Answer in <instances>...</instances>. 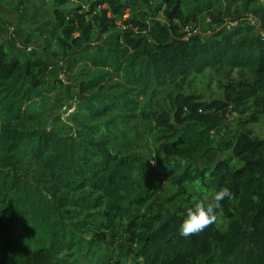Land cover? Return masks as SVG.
I'll list each match as a JSON object with an SVG mask.
<instances>
[{
	"label": "trees",
	"instance_id": "obj_1",
	"mask_svg": "<svg viewBox=\"0 0 264 264\" xmlns=\"http://www.w3.org/2000/svg\"><path fill=\"white\" fill-rule=\"evenodd\" d=\"M137 2L144 4L145 19L136 13ZM129 8L133 13L126 18ZM56 9L54 22L42 31L47 45L57 42L65 56L80 51L71 63L85 60L88 65L79 81L83 112L103 118H82L67 135L22 126L23 107L40 97L49 63L35 51L8 56L0 44V102L10 117L0 126V264H264V135L243 131L224 142L239 165L228 157L204 167L194 163L195 155L213 144L212 132H221L233 112H249L250 121L264 114V0H93L91 19L87 13L71 16ZM204 15L216 25L208 36L182 30ZM100 33L106 35L100 44L84 48ZM223 67L240 69L239 78L222 82L223 97L204 99L176 83L166 94L170 108L159 104L153 109L149 100L141 104L131 88L105 86L113 76H122L147 91L152 84L185 82L191 73ZM117 108L140 111L162 127L165 137L179 136L161 143L155 163L140 152L115 151L106 134L122 116L113 112ZM25 147L42 160L46 183L20 173ZM170 163L178 168L170 177L175 190L161 200L157 179ZM191 185L207 193L228 187L232 198L221 201L212 225L184 237L179 229L186 209L203 199L191 192ZM181 197L188 207L165 210L167 202ZM104 202L124 219L123 204L150 203L145 213L115 230L84 237L82 222ZM101 242L107 253L98 262L93 253Z\"/></svg>",
	"mask_w": 264,
	"mask_h": 264
},
{
	"label": "rangeland",
	"instance_id": "obj_2",
	"mask_svg": "<svg viewBox=\"0 0 264 264\" xmlns=\"http://www.w3.org/2000/svg\"><path fill=\"white\" fill-rule=\"evenodd\" d=\"M93 0H66L61 3L59 0H0V44L8 51V56L12 54H23L27 51H35L44 57L49 63V69L44 73L45 85L41 95L23 107V111L18 122L27 128L47 127L55 129L59 134H71L77 128V122L84 118L93 122L102 120V118H91L83 112V105L80 101L79 81L82 79V73L88 68L87 62L80 61L71 63L72 56L77 55L80 51L76 50L71 55L65 56L63 48L57 42L47 45L45 40L47 34L42 33L49 25L54 22L56 17V8H63L71 16L76 13H87L88 19L93 18L95 11L89 13ZM136 13L142 19L148 15L144 4L143 6L137 2ZM131 8L127 10L125 17L132 15ZM163 19L164 16L160 14ZM207 15L201 16L197 23L192 24L189 30L185 27L183 31L190 33H199L202 36H208L216 25L210 22ZM119 28H123L119 21ZM40 27L39 32L35 33V28ZM105 34H98L92 43L84 46V48L93 47L100 44ZM239 68L222 69L207 68L202 73H191L187 76L185 82L180 78L176 82H163L161 85L152 84L151 88L145 91L137 83L127 80L122 76H113L107 81L105 86L114 85L116 89L131 88V94L137 95L141 104L149 100L153 109L157 105H165L170 108V103L166 94L177 88L176 83L181 85V89L186 92L195 93L204 99L221 98L224 96L221 84L228 78H239ZM157 103V104H156ZM155 104V105H154ZM119 111L121 117L114 119L111 124V130L106 134L109 145L113 150L135 151L145 154L155 163V157L159 153L161 143L165 140H177L179 133L165 137L162 127L157 125L153 119H145L140 111H127L126 109L117 108L113 112ZM248 114V115H247ZM243 115L233 112L230 115L226 126L221 132H212L213 144L209 149L195 155L194 163L196 166L204 167L212 165L222 158H230L234 165L240 164V159L233 155L232 148L227 149L224 145L225 141L234 138L243 131H249L253 136L264 135V114L259 115L258 121H250L249 112ZM9 115L0 102V126L8 119ZM166 168L169 170L166 171ZM159 171L160 177L157 179L159 198L165 199L170 196L174 190V185L170 182L172 174L178 171V168H172L171 163L167 167ZM171 168V169H170ZM20 173L26 175L29 179H33L40 184L48 181L49 176L45 166L40 159H36L25 147L20 155L19 164ZM142 186L147 189L148 182L142 179ZM190 190L198 199L204 198L205 195L210 196L200 189L198 186H190ZM146 202L143 205L136 203H125L122 208L128 219H133L135 215L145 213L147 209ZM106 202L102 206L92 209L93 214L86 216V220L82 222V234L86 238H90L95 232L109 231L116 229L121 223L128 219H124L122 215L114 214L108 209ZM180 206L188 207L183 197L165 204V210L175 211ZM155 209V205L152 206ZM114 215V222L109 226L110 215ZM222 215V213L220 214ZM79 219L84 218V213L78 215ZM29 220L26 219L23 224L29 229L28 238L32 236ZM222 226H227V220L222 218ZM99 247L94 248V259L100 262L107 253V244L101 242ZM68 255L74 254L72 251L67 252ZM75 255V254H74ZM76 257L77 254L75 255ZM74 256V257H75Z\"/></svg>",
	"mask_w": 264,
	"mask_h": 264
},
{
	"label": "clouds",
	"instance_id": "obj_3",
	"mask_svg": "<svg viewBox=\"0 0 264 264\" xmlns=\"http://www.w3.org/2000/svg\"><path fill=\"white\" fill-rule=\"evenodd\" d=\"M226 197L231 199L232 193L228 187H223L213 191L210 196L205 195L202 200H194L192 206L186 209V216L179 229L180 235L188 237L198 234L212 225L217 220L216 209L221 207V201Z\"/></svg>",
	"mask_w": 264,
	"mask_h": 264
},
{
	"label": "built area",
	"instance_id": "obj_4",
	"mask_svg": "<svg viewBox=\"0 0 264 264\" xmlns=\"http://www.w3.org/2000/svg\"><path fill=\"white\" fill-rule=\"evenodd\" d=\"M190 27H192V25H187V26H185V29H186V30H189Z\"/></svg>",
	"mask_w": 264,
	"mask_h": 264
}]
</instances>
